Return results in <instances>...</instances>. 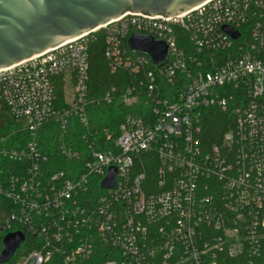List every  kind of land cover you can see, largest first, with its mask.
<instances>
[{
	"label": "built area",
	"instance_id": "2783aa9c",
	"mask_svg": "<svg viewBox=\"0 0 264 264\" xmlns=\"http://www.w3.org/2000/svg\"><path fill=\"white\" fill-rule=\"evenodd\" d=\"M131 34L163 41L166 63L131 51ZM100 35L117 80L97 93L89 52ZM114 103L132 110L116 134L88 114ZM211 110L222 112L226 131L209 140L202 118ZM4 119L0 255L6 235L24 236L4 264H81L99 243L112 249L105 264L259 257L264 0H207L170 17L126 12L2 68ZM112 168L113 186L104 188Z\"/></svg>",
	"mask_w": 264,
	"mask_h": 264
},
{
	"label": "water",
	"instance_id": "95a60500",
	"mask_svg": "<svg viewBox=\"0 0 264 264\" xmlns=\"http://www.w3.org/2000/svg\"><path fill=\"white\" fill-rule=\"evenodd\" d=\"M207 0H0V69L17 64L67 40L91 32L126 12L170 17L182 14ZM232 38L237 32L223 27ZM131 51L146 56L160 67L168 48L151 36L131 34ZM115 170H109L102 187L111 188ZM16 232L3 239L2 264L9 261L23 242Z\"/></svg>",
	"mask_w": 264,
	"mask_h": 264
},
{
	"label": "trees",
	"instance_id": "16d2710c",
	"mask_svg": "<svg viewBox=\"0 0 264 264\" xmlns=\"http://www.w3.org/2000/svg\"><path fill=\"white\" fill-rule=\"evenodd\" d=\"M103 49V39L102 35H100L97 41L90 46L89 52L90 86L92 92L97 93H101L107 88L114 86L117 80V75H111L108 72L106 62L103 57ZM57 98H61L59 91L57 93ZM131 111V109H127L121 104L114 103L111 105H93L89 107L88 114L90 116V121L95 125V127L97 126L96 128H107L111 131H114L116 134V130L122 122V119ZM220 113L222 114V112L218 110L207 111L206 116H203L202 118L204 124L203 133H205L204 137L209 140H212L218 134L226 131V126L222 125V122L225 120V118L219 116ZM4 122L5 119L0 121V131L9 129L8 126H3ZM46 131L47 127L41 130L40 134L42 137H44ZM30 248V250L33 249L32 247ZM111 251L112 249L110 247L99 243L96 246L93 257L81 264H105V261H107ZM225 264H264V241L262 242V248L259 257L254 259L252 263H250V261L246 258L240 257L231 258L227 260Z\"/></svg>",
	"mask_w": 264,
	"mask_h": 264
}]
</instances>
